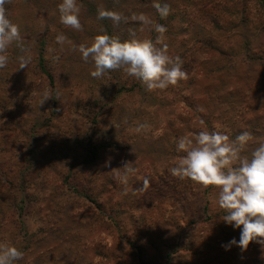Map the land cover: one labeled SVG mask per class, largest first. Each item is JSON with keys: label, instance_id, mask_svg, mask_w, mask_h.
<instances>
[{"label": "rangeland", "instance_id": "1", "mask_svg": "<svg viewBox=\"0 0 264 264\" xmlns=\"http://www.w3.org/2000/svg\"><path fill=\"white\" fill-rule=\"evenodd\" d=\"M61 2L11 0L5 5L10 21L19 26L28 52L22 53L15 44L10 46V63L0 74L18 79L33 74L43 76L39 60L42 56L47 71L55 80V104L46 100L40 105L41 101L37 98L29 104V110L23 104L15 112V116L18 112L23 115L18 133L21 141L31 143L29 149L32 150L26 153L25 158L31 163L28 164L31 166L30 182L36 184L37 190L33 192L35 201H28L21 214L24 232L36 235L43 227L40 220L47 218L49 228L44 242H47L51 252L50 264H65L63 259L75 264L79 240L83 238L85 241L92 234L103 240L96 242L100 248H96L98 251L105 253L102 244L106 242L113 245L116 257L121 256L123 252L117 242H124L126 237L132 239L139 229L136 221L143 218L150 222L141 231L143 243L148 240L154 243L153 249L149 246L146 249L148 257L157 256L154 261L164 255L163 246L172 238L178 246L171 255L173 260L167 261V264H242L256 253L254 248L257 246L253 242L243 252L235 245L228 250L222 247L233 238L239 241L240 232L220 219L225 211L217 203L218 189L193 185L184 190V185L175 184L178 180L169 169L180 158L175 153L171 155V151L177 146L179 138L187 133L220 130L235 139L239 134L229 133L235 112L241 113L237 120L243 124L242 129L251 132L254 138L244 154L250 155L258 142L264 140V63L246 58L248 51L264 55V0H78L82 5L80 20L83 31L66 28L60 23L58 5ZM154 2L167 4L171 9L170 15L161 19L159 24L171 23L169 18H174L172 16H176L174 20L178 22L175 26L179 30V39L171 45L165 36L164 42L168 45V52H171L169 55L176 57L174 54L183 46L197 48L188 63H183L188 79L179 81L174 89H170L172 93L163 98L167 90L148 92L140 81L126 75L123 70L106 73L103 79L91 77L93 63H85L74 48L80 44L90 45L92 39L101 34V27L106 34L118 35L121 39H129V32L135 31L123 23L114 27L108 19L98 20V7L117 11L128 18L143 13L154 19ZM58 27L60 29L57 30ZM147 29L150 28L144 27L140 33L144 34ZM60 33L66 35L71 43L58 44V48L56 36ZM145 38H148L147 34ZM199 41L204 48L199 49ZM210 46H218L224 52H210ZM25 54L30 55V62L25 69H18V57ZM25 83L24 78L18 88ZM135 83L136 87L130 90ZM15 87L13 83L10 90L13 88L14 91ZM20 91L12 96L16 99V94H22ZM45 91L42 90L43 93ZM0 94L5 95L3 91ZM201 107L203 112L198 110ZM7 117L10 115L6 114ZM201 119L204 125L199 123ZM139 124L150 127L136 133L133 129ZM62 139L67 141V145L58 161L45 151L37 156L38 146ZM108 143H116L118 149H113ZM93 147L96 148V157L92 160L88 153ZM64 157L67 164L76 162L77 158L89 161L81 172L76 171V178L70 182V187L90 193L103 207L102 213L94 216L95 219L91 217L93 219L85 222L77 217L85 209L94 212L96 206L66 189L65 195L55 198L61 206L60 210L41 212L43 205L38 198L39 187L35 181L67 173L68 167L62 164ZM127 162L137 171L129 179V192L125 195L118 173H123L122 167ZM109 179L116 180L119 186L109 187ZM3 198L0 196V213L7 214V200ZM49 202L44 206H48ZM68 214L73 215L78 227L66 219ZM106 216L111 219L109 225L104 224ZM57 218L61 220L59 227L54 222ZM0 238H4L3 234ZM61 243L66 247L63 251H67L64 258L57 255L59 249L62 251ZM13 244L21 249L24 241L20 234ZM189 245L196 249L189 250ZM93 252V248L85 252L90 264H121L119 259L108 263L104 258L95 257ZM124 264H131L130 258L127 257Z\"/></svg>", "mask_w": 264, "mask_h": 264}, {"label": "clouds", "instance_id": "2", "mask_svg": "<svg viewBox=\"0 0 264 264\" xmlns=\"http://www.w3.org/2000/svg\"><path fill=\"white\" fill-rule=\"evenodd\" d=\"M9 3L11 0H0V69L7 67L8 50L13 44L22 53L28 52L19 26L13 24L7 16L5 5ZM152 7L161 19L170 15L171 9L167 4L154 2ZM81 8L78 0H62L58 5L60 23L66 28L83 31ZM97 19H108L114 27L128 20L122 13L106 10L103 6L97 9ZM131 20L142 25L140 31L144 27L154 30L157 33L155 41L140 39L135 31L129 32V39H121L118 35L106 34L101 27V34L96 35L90 45L80 44L74 48L85 63H93L91 77L103 79L106 73L123 70L126 75L140 81L148 92L164 91L169 86H176L181 80H187L189 74L183 70L181 58L168 54V45L164 42L167 28L143 13L133 14ZM56 42L61 46L66 42L71 43L63 33L56 36ZM30 59L27 54L18 57V69H25ZM50 98L53 97L46 90L40 105ZM198 110L204 111L202 107ZM199 123L204 125L205 122L201 119ZM149 127L148 124H139L133 131L140 133ZM253 139L249 131L241 132L235 139L220 130L187 133L179 138L176 147L177 152L183 155L169 169L172 176L181 180L187 178L204 188L213 186L218 189L217 203L225 211L220 219L235 229H240L239 241L233 238L228 244L222 245L226 250L235 245L243 252L255 242L264 251V140L258 142L250 155L244 154L248 152ZM122 168L124 171L118 173V179L124 186L123 194L126 195L129 192V179L135 176L137 169L130 162L125 163ZM23 258L21 250L0 242V264H14Z\"/></svg>", "mask_w": 264, "mask_h": 264}, {"label": "trees", "instance_id": "3", "mask_svg": "<svg viewBox=\"0 0 264 264\" xmlns=\"http://www.w3.org/2000/svg\"><path fill=\"white\" fill-rule=\"evenodd\" d=\"M8 5V4H7ZM205 5H203L204 7ZM141 14V13H136ZM131 16L128 18L127 22H121L125 25H128L129 27L135 29L136 35L137 32L139 33L138 38L140 39H151L152 41H155L157 33L154 30L147 29L144 34L140 33L139 27H142V25L137 22L131 20ZM174 18H169L170 20H174L176 16H172ZM156 23H159L161 21L160 16L156 12L155 17L153 19ZM169 24H163L167 28V32L165 36L168 38V42L172 45L173 41H176L179 39V30L176 28L175 23H178L177 21H173V23ZM171 24V25H170ZM60 29V27L57 28V30ZM181 29V28H180ZM146 34L148 35V38H145ZM180 43V42H179ZM178 43V44H179ZM198 47L201 49V43L198 42ZM177 44V45H178ZM248 46V45H247ZM58 47V43H57ZM157 47H160V45H157ZM55 48V46H54ZM59 48V47H58ZM204 48V47H202ZM249 48V46H248ZM197 48L194 47H187L183 46L181 47L174 55L179 56L184 65L188 63V59L191 58V55L196 52ZM210 52L214 51L217 53L222 54L224 51H222L218 46H210L209 47ZM171 52H168V54ZM258 53V52H257ZM257 53H251L247 52L246 58L249 61L253 62H261L264 63V55H257ZM260 53V52H259ZM262 54V53H261ZM188 55V56H187ZM62 56V55H60ZM187 56L186 62H184L185 57ZM40 60V67L42 68V71L44 72L43 76H39L38 74H33L29 77H24L26 80V83L23 84V86L18 88L19 83L21 81H24V78L18 79L17 77H8L5 75L0 74V92H4V94H0V117H2V120H0V126H3V129H0V131H3L0 133V196L1 198L4 196L3 199L7 200V214L0 213V234H3L4 238H0V242L3 243H12L11 245L14 246L15 238H18L20 234V238L24 241L23 246L18 248L24 253V258L22 260H18L14 262V264H50L49 256H51L50 249L48 247L47 242L45 241V237L47 235V229L49 228V223L47 218L41 219V224L43 227H41L38 230V233L35 234H27L24 232L23 223L21 222V214L23 212V209L25 207V204L28 201H35L36 195H34L33 192L37 191L36 184H32L30 182V171L29 168L31 167V163H28V160L25 158L26 153L30 152L32 149L30 147L31 143L29 142H23L21 141L18 133L20 132L21 128V120L23 118V115L16 113L17 116H15V112H17L21 105H25L27 110H29V104L34 103L37 101V98L39 101L43 99V92L42 90L46 89L47 91H52L51 95L53 98L48 99L51 101V103L55 104V98L53 90L55 87L54 84V78L50 75V73L47 71V68L45 66V61L42 56L39 58ZM10 63V60H9ZM3 69H0L2 71ZM115 72H122L120 70H116ZM111 73V72H109ZM114 73V71H113ZM37 80V82H36ZM13 83L16 84V87L14 91L10 87L13 86ZM136 83L132 86H130V90L136 87ZM174 89L173 86H169L168 89H166V96L163 98L168 97V93H172L170 89ZM122 89V88H121ZM129 89L127 91H129ZM22 90V92L20 91ZM20 91L22 94H16V99L14 98L13 93ZM171 91V92H170ZM46 102V101H45ZM190 106V104H189ZM10 115V117L5 118V115ZM238 114V115H237ZM241 113L235 112L233 113L234 120L231 123L229 133L230 134H240L244 131L243 124L241 121L237 120V117H239ZM241 120V119H240ZM20 121V122H19ZM213 131V130H211ZM20 139V140H19ZM40 145V144H39ZM67 145L66 140H59L57 142H48L45 146H38L36 149V154L39 156L43 151L46 153L51 154L54 158V161H58L59 155L61 152L65 149ZM113 149L117 150L118 145L116 143H108ZM175 145V144H174ZM45 147V148H44ZM173 147V146H172ZM177 146H174V150L171 151V155L175 153L176 155H183L182 153H179L176 151ZM44 148V149H42ZM87 148V147H85ZM92 151L88 154L91 155L90 158L96 157V148L93 147L91 149ZM36 156V157H37ZM62 164L63 167H68L67 173H57L53 178L46 176L45 178L39 180L37 183L39 189L37 194L42 201V205L40 207L41 212L45 210H55L61 209V206L59 203L55 201V198L60 195H65V189L69 191L70 194H74L77 198H82L83 200H86L92 204H95L96 209L95 211H89L86 210L82 213H79L77 217H81L85 220V222H88V220H91L94 218V216H100L102 213V208L100 204H97L96 199H94L92 196H90V193H84L79 192V190L76 187H73V189L70 187V182H72L76 178V171L81 172L83 167L89 163L88 160H84L82 158H77L78 160L73 163L66 162V158H63ZM93 160V158H92ZM92 162V161H91ZM30 164V165H28ZM56 164V163H54ZM72 171V169H74ZM15 170V171H14ZM178 182H176V185H184L187 189V187L199 185L190 179H184L181 180L177 177H175ZM159 179V178H158ZM35 185V187H33ZM66 186V188H64ZM109 187H117L119 184H117L116 180L109 179L108 181ZM32 187L34 190L32 191ZM50 198L52 200L49 202ZM49 202L48 206H44V203ZM96 202V203H95ZM11 210V211H10ZM60 214H63L62 212H59ZM77 213V212H76ZM76 217V216H75ZM93 217V218H91ZM68 218L69 221H71V224L75 223V218H73V215L68 214L66 216V219ZM57 221H54L55 224H58L57 227L61 225L59 221H61L59 218H57ZM72 219V220H71ZM95 219V218H94ZM59 222V223H58ZM83 222V223H85ZM105 222V223H104ZM104 224H108L111 222V219L109 216H106V220L104 221ZM150 222L147 223V221L143 218L138 219L136 221L137 227L139 226L138 231L135 232L132 236V239H129L128 237L125 238L124 242L121 243L119 240L117 242V245L123 254L121 256H115L114 250H112L113 245H108L106 242H104L103 248L106 249L105 253H101L100 250L98 251L96 248H99V244L96 243L97 241L102 242L103 240L95 235L92 234L89 238L87 237L85 241L82 239L79 240L78 244H80L79 247H77V258L75 260V264H88L89 261L85 255V252L91 251L95 249V257L104 258L105 261L108 263H111L112 261L119 259L121 261V264H124L126 262L127 257L130 258L131 264H167V261L173 260L172 254L176 251V247L178 246V242L173 240L169 241L166 245L163 246L164 250L161 257H158L157 261H154L157 257L156 255H150L147 256V247L149 246L151 249L154 248V243L151 240H148L145 244L144 241V235L142 234L143 229L145 226L149 225ZM47 226V228H46ZM78 227V226H76ZM146 228V227H145ZM58 233L60 234V229H58ZM240 232V229L238 230ZM100 238V239H99ZM240 238V237H239ZM175 246L172 250H167L170 247ZM233 246V245H232ZM256 253L253 256L247 257L242 264H264V251H261L260 245L256 244ZM65 246H62V243L60 245V248L62 251L57 253V255H61L62 258L65 257L67 254V251H63ZM17 248V247H16ZM192 246H188L189 250H195L196 248H193ZM100 249V248H99ZM127 249H130L129 252ZM66 250V247H65ZM84 253V254H83ZM87 254V253H86ZM83 255L85 258H83ZM68 258V255L66 256ZM79 259V261L77 260ZM63 263L69 264L65 259H63ZM112 260V261H111ZM164 260V261H163ZM227 262V260L225 261ZM100 262H98L99 264ZM90 264V263H89Z\"/></svg>", "mask_w": 264, "mask_h": 264}]
</instances>
